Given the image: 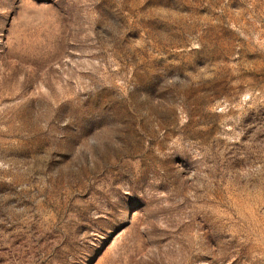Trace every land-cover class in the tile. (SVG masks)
I'll return each instance as SVG.
<instances>
[{
  "label": "rangeland",
  "instance_id": "rangeland-1",
  "mask_svg": "<svg viewBox=\"0 0 264 264\" xmlns=\"http://www.w3.org/2000/svg\"><path fill=\"white\" fill-rule=\"evenodd\" d=\"M0 264H264V0H0Z\"/></svg>",
  "mask_w": 264,
  "mask_h": 264
}]
</instances>
